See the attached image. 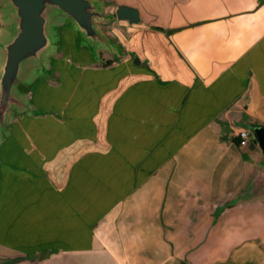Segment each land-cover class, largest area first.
Listing matches in <instances>:
<instances>
[{
  "label": "crops",
  "instance_id": "0c3cea01",
  "mask_svg": "<svg viewBox=\"0 0 264 264\" xmlns=\"http://www.w3.org/2000/svg\"><path fill=\"white\" fill-rule=\"evenodd\" d=\"M110 1L138 10L120 58L70 31L72 62L21 80L0 257H29L4 264H264V191L242 197L264 154L237 136L264 125V0Z\"/></svg>",
  "mask_w": 264,
  "mask_h": 264
},
{
  "label": "water",
  "instance_id": "95a60500",
  "mask_svg": "<svg viewBox=\"0 0 264 264\" xmlns=\"http://www.w3.org/2000/svg\"><path fill=\"white\" fill-rule=\"evenodd\" d=\"M4 4L12 19L7 38L0 42V131L4 130L12 109H30L16 90L20 88L23 72L30 66L42 65L45 54L53 45L48 29V9L57 8L66 14L78 30L79 38L87 40L95 54L100 46L118 50V45L95 24L96 18L108 17L98 0H4ZM113 14L120 20L139 21L138 10L132 6L120 4ZM247 129L264 154V125L253 122ZM261 191H264V157L247 181L242 197ZM9 259L0 257V264Z\"/></svg>",
  "mask_w": 264,
  "mask_h": 264
},
{
  "label": "rangeland",
  "instance_id": "374dc122",
  "mask_svg": "<svg viewBox=\"0 0 264 264\" xmlns=\"http://www.w3.org/2000/svg\"><path fill=\"white\" fill-rule=\"evenodd\" d=\"M98 1L100 3L102 11H104L108 15V17L107 18H96L95 24L101 32H103L109 38L114 40L115 38L112 37L113 35L112 30L121 28V23L119 19H117L115 15L113 14L117 4L114 2H111L110 0H98ZM47 16L49 18L48 29H49L50 34L53 37V45L51 49L45 54L42 65H39L37 67L30 66L28 69H26L23 72L22 78L24 80L27 79L28 77L32 79L35 68L38 70L39 76L40 75L43 76V74H47L48 69L55 70L56 68L54 65L57 64L58 62H61L63 59H66L68 62H72L73 60L72 47L70 48L67 43L68 33H70V31L72 34L74 33V35L76 36L77 42L83 43L87 48H89L91 55L95 56L94 49L91 46V44H89L87 40L79 38L78 30L76 29L74 24L70 22L66 14H64L57 8H50L47 11ZM97 51L99 55L102 57L104 64H107V62L109 61L120 58V52L116 50L115 48L108 49L103 46H100V49H97ZM41 70H43V72H41ZM44 70H46L45 73H44ZM55 72L56 71H54L53 74H55ZM21 88L22 86L20 83V88L16 90L17 91L16 93L19 95L22 94V92L20 91ZM25 101L29 104L30 109L29 110L12 109L7 119V123H6L4 130L0 131V139H8L12 137L14 138V136H12L11 134L12 122H14V120L17 119L18 116H21L22 114H26V113L27 115L32 114V116L37 115L34 112L37 110L36 106L34 104H30L31 102H28L30 100L28 101L25 100ZM22 127H24V125ZM22 130H24V128H22ZM22 130H21L20 137L23 138L24 131Z\"/></svg>",
  "mask_w": 264,
  "mask_h": 264
},
{
  "label": "built area",
  "instance_id": "2783aa9c",
  "mask_svg": "<svg viewBox=\"0 0 264 264\" xmlns=\"http://www.w3.org/2000/svg\"><path fill=\"white\" fill-rule=\"evenodd\" d=\"M237 136L240 139L239 144L244 145L251 136V133L247 128H240L237 131Z\"/></svg>",
  "mask_w": 264,
  "mask_h": 264
},
{
  "label": "trees",
  "instance_id": "16d2710c",
  "mask_svg": "<svg viewBox=\"0 0 264 264\" xmlns=\"http://www.w3.org/2000/svg\"><path fill=\"white\" fill-rule=\"evenodd\" d=\"M25 257H29V256L24 255V256H18V257L10 258L6 263L16 262V261H19L21 259H24Z\"/></svg>",
  "mask_w": 264,
  "mask_h": 264
}]
</instances>
